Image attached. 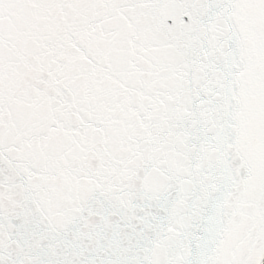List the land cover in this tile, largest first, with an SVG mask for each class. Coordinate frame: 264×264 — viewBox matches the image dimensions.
I'll return each mask as SVG.
<instances>
[{"label": "snow or ice", "instance_id": "6c2138e0", "mask_svg": "<svg viewBox=\"0 0 264 264\" xmlns=\"http://www.w3.org/2000/svg\"><path fill=\"white\" fill-rule=\"evenodd\" d=\"M0 264H264V0H0Z\"/></svg>", "mask_w": 264, "mask_h": 264}]
</instances>
